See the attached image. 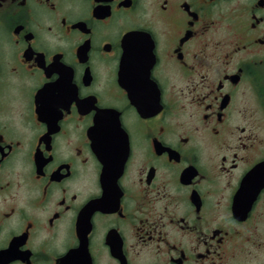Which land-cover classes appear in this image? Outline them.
Listing matches in <instances>:
<instances>
[{"label": "flooded vegetation", "instance_id": "1", "mask_svg": "<svg viewBox=\"0 0 264 264\" xmlns=\"http://www.w3.org/2000/svg\"><path fill=\"white\" fill-rule=\"evenodd\" d=\"M0 264H264V0H0Z\"/></svg>", "mask_w": 264, "mask_h": 264}, {"label": "water", "instance_id": "2", "mask_svg": "<svg viewBox=\"0 0 264 264\" xmlns=\"http://www.w3.org/2000/svg\"><path fill=\"white\" fill-rule=\"evenodd\" d=\"M126 73V45H125V52L122 58V63H121V78H123L124 74ZM123 81V79H122Z\"/></svg>", "mask_w": 264, "mask_h": 264}, {"label": "rangeland", "instance_id": "3", "mask_svg": "<svg viewBox=\"0 0 264 264\" xmlns=\"http://www.w3.org/2000/svg\"><path fill=\"white\" fill-rule=\"evenodd\" d=\"M263 252V251H260V253Z\"/></svg>", "mask_w": 264, "mask_h": 264}]
</instances>
